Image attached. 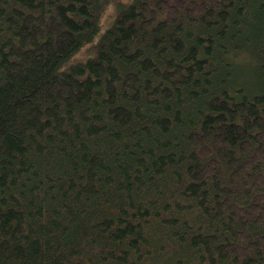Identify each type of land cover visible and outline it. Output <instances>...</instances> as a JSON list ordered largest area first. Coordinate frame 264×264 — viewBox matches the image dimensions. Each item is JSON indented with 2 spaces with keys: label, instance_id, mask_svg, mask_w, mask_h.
I'll use <instances>...</instances> for the list:
<instances>
[{
  "label": "trees",
  "instance_id": "1",
  "mask_svg": "<svg viewBox=\"0 0 264 264\" xmlns=\"http://www.w3.org/2000/svg\"><path fill=\"white\" fill-rule=\"evenodd\" d=\"M0 264H264V0H0Z\"/></svg>",
  "mask_w": 264,
  "mask_h": 264
},
{
  "label": "rangeland",
  "instance_id": "2",
  "mask_svg": "<svg viewBox=\"0 0 264 264\" xmlns=\"http://www.w3.org/2000/svg\"><path fill=\"white\" fill-rule=\"evenodd\" d=\"M117 1L128 2L129 0H117ZM113 12H114V10H113L112 5H110L109 7L106 8V10L102 14V19H101L102 25H106L108 22L110 23Z\"/></svg>",
  "mask_w": 264,
  "mask_h": 264
},
{
  "label": "bare ground",
  "instance_id": "3",
  "mask_svg": "<svg viewBox=\"0 0 264 264\" xmlns=\"http://www.w3.org/2000/svg\"><path fill=\"white\" fill-rule=\"evenodd\" d=\"M106 16V15H105ZM103 21V20H102ZM83 48V47H82Z\"/></svg>",
  "mask_w": 264,
  "mask_h": 264
}]
</instances>
